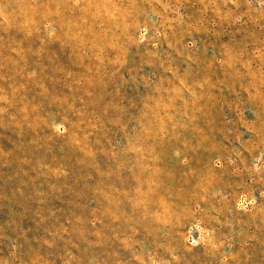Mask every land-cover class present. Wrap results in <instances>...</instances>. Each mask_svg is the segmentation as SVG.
<instances>
[{
  "label": "rangeland",
  "instance_id": "obj_1",
  "mask_svg": "<svg viewBox=\"0 0 264 264\" xmlns=\"http://www.w3.org/2000/svg\"><path fill=\"white\" fill-rule=\"evenodd\" d=\"M0 264H264V0H0Z\"/></svg>",
  "mask_w": 264,
  "mask_h": 264
}]
</instances>
